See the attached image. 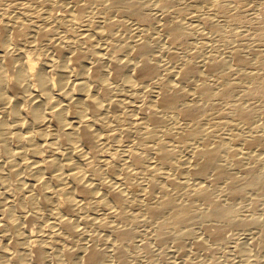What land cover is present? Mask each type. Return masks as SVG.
Segmentation results:
<instances>
[{
	"label": "bare ground",
	"instance_id": "1",
	"mask_svg": "<svg viewBox=\"0 0 264 264\" xmlns=\"http://www.w3.org/2000/svg\"><path fill=\"white\" fill-rule=\"evenodd\" d=\"M252 1L0 0V264L264 252Z\"/></svg>",
	"mask_w": 264,
	"mask_h": 264
},
{
	"label": "rangeland",
	"instance_id": "2",
	"mask_svg": "<svg viewBox=\"0 0 264 264\" xmlns=\"http://www.w3.org/2000/svg\"><path fill=\"white\" fill-rule=\"evenodd\" d=\"M249 6H253L254 7V10H248L247 12H243V13H241V18L247 23V22H249L251 25H254V27H256L259 23H261V24H264V0H254V1H252L251 3H249L248 4ZM239 27H240V25L239 24H237ZM237 26V27H238ZM139 193V187L136 185V184H134V186L133 185H131V187L129 188V190H128V195H130L129 197H133V195H134V197L137 195ZM247 213V210H245V209H242V210H240L239 212H238V215H240V216H245V214ZM38 227V224H36V223H32L31 225H30V230L32 229V230H35L36 228ZM230 231V230H229ZM229 231H227L228 233H230L231 234V232H229ZM227 232H226V235L228 236V234H227ZM229 234V235H230ZM229 245L231 246V244H228L227 246L225 245L224 246V248L222 247V248H220V249H215L216 251H214L213 249L212 250H206V254L209 256V258H208V256L205 258V262H212L214 259L216 260H214L215 262H219L220 264H224V263H226V258H228V257H230L229 259H232L231 257V253L229 254L228 252H229V250L227 249L228 247H229ZM170 245L168 244L167 245V247H169ZM228 251H227V250ZM219 250V251H218ZM155 252H153L154 254H156L155 256H154V258H155V260H157V261H159L158 259H159V256H157V250L155 249L154 250ZM157 251V252H156ZM227 251V252H226ZM258 249H254V252L255 253H257L258 254ZM209 252V253H208ZM211 252V253H210ZM214 252V253H213ZM216 252V253H215ZM221 253V254H220ZM259 253H261V254H258V255H256L255 254V257H254V259L255 260H257V259H259L258 260V262L256 261L255 262V260L253 259V261L252 262H250V263H255V264H264V262H261V260L262 261H264V257H261V256H264V252H259ZM211 254V255H210ZM213 255V256H212ZM226 255V256H225ZM223 256H225V257H223ZM228 256V257H227ZM259 256V257H258ZM223 257V258H222ZM168 258V257H167ZM212 258H214V259H212ZM261 258V259H260ZM168 260H169V258H168ZM167 260V261H168ZM218 260H220V261H218ZM261 262V263H260ZM249 263V264H250Z\"/></svg>",
	"mask_w": 264,
	"mask_h": 264
}]
</instances>
